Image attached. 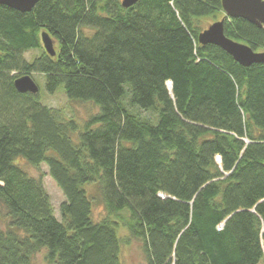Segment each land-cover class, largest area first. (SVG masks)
I'll return each instance as SVG.
<instances>
[{"label":"trees","instance_id":"obj_1","mask_svg":"<svg viewBox=\"0 0 264 264\" xmlns=\"http://www.w3.org/2000/svg\"><path fill=\"white\" fill-rule=\"evenodd\" d=\"M220 10L221 0L0 4V264H36L42 249L55 264H123L120 227L145 264L264 259V63L242 66L198 41L197 19ZM224 33L264 51L263 27L225 17ZM32 73L48 93L62 86L99 108L82 122L39 89L18 91L14 79ZM19 158L47 166L64 195L60 218Z\"/></svg>","mask_w":264,"mask_h":264},{"label":"rangeland","instance_id":"obj_2","mask_svg":"<svg viewBox=\"0 0 264 264\" xmlns=\"http://www.w3.org/2000/svg\"><path fill=\"white\" fill-rule=\"evenodd\" d=\"M224 17V11L220 10L216 12L214 15L203 16L197 19V25L201 30L207 28L211 23L216 20H220ZM41 47L42 46V41ZM54 46H56V41H54ZM44 49V48H43ZM41 52V48L30 49L24 53L25 58L30 59ZM34 81L38 84L41 99L44 104L60 108L66 115H70L76 117L78 120L82 121L87 119L91 114L97 111V107L91 101H79V100H70L64 94L62 86H60L53 93H48L45 90V77L43 74L32 73L31 74ZM124 102L127 104L129 108L131 105L128 104V97H124ZM134 107V106H133ZM140 115L147 117L149 119L156 118V112L153 110H144L139 108H132ZM99 111V110H98ZM83 122V121H82ZM18 162L20 165L30 174L32 175H42V181L45 187L46 192L49 195L50 203L53 208V211L57 217L60 218L59 215V207L62 201L64 200V195L56 182L52 179V177L48 173V168L45 164H41L39 166H33L27 163L24 159L19 158ZM88 190L95 195V187L93 185L88 186ZM105 215V210L101 201L96 198L93 201L92 205V217L95 220H99ZM0 226H2L0 222ZM119 234L122 238V243L120 246V259L123 264H145L144 254L142 251L141 242L138 239L129 236L128 231L120 227ZM46 250L42 249L35 255V263L36 264H55L54 262L46 259ZM264 264V259L259 263Z\"/></svg>","mask_w":264,"mask_h":264},{"label":"water","instance_id":"obj_3","mask_svg":"<svg viewBox=\"0 0 264 264\" xmlns=\"http://www.w3.org/2000/svg\"><path fill=\"white\" fill-rule=\"evenodd\" d=\"M137 0H121L124 7L130 6ZM37 0H0L1 5L8 6L15 10L25 12L30 10ZM224 17L211 23L207 28L198 33V41L201 44H214L230 54L234 60L242 66H249L252 63H264V51H255L249 45L236 41L224 33L225 17L243 18L258 27L264 28V0H221ZM41 41L44 50L55 54L54 39L46 31L41 33ZM14 85L20 92L38 91V84L29 75L25 74L14 79Z\"/></svg>","mask_w":264,"mask_h":264}]
</instances>
